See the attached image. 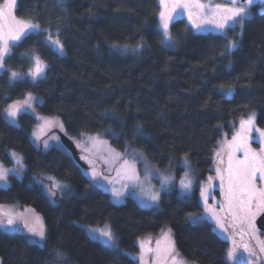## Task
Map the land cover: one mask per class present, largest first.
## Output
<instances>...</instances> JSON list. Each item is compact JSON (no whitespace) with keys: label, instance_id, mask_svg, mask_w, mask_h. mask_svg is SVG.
<instances>
[{"label":"trees","instance_id":"obj_1","mask_svg":"<svg viewBox=\"0 0 264 264\" xmlns=\"http://www.w3.org/2000/svg\"><path fill=\"white\" fill-rule=\"evenodd\" d=\"M158 1L65 0L63 8L55 0L16 1L15 15L46 31L14 44L0 74V162L12 165L9 152L15 151L26 167L23 178L11 176L10 185L0 188V204L19 203L41 214L48 238L39 248L26 245L21 233L0 229V264H138L90 240L76 221L109 223L128 251H137L139 240L168 226L176 251L186 259L227 264L228 243L212 224L185 219L202 210L196 194L188 200L172 193L158 209L131 199L115 204L108 193L89 185L67 149L41 150L32 143L30 114H19L18 126L2 117L8 103L31 93L41 98L39 111L60 117L71 136L102 133L115 149L140 148L161 167L187 156L199 179L213 174V150L223 135H233L239 119L255 113L256 125L264 130V12L254 10L239 48L221 56L225 36L193 33L182 19L170 25L175 45L162 47L156 31ZM57 29L64 55L43 44L48 31L56 37ZM238 37L233 29L227 31V40ZM141 38L146 45L136 56L110 48L114 43L135 46ZM35 55L48 65L44 77L10 85L8 72L26 73ZM232 84L234 94L222 97L219 86ZM47 177L70 184L72 197L58 195L51 203L36 182L49 183ZM56 249L64 260H55Z\"/></svg>","mask_w":264,"mask_h":264},{"label":"snow or ice","instance_id":"obj_2","mask_svg":"<svg viewBox=\"0 0 264 264\" xmlns=\"http://www.w3.org/2000/svg\"><path fill=\"white\" fill-rule=\"evenodd\" d=\"M261 4H264V0H259ZM254 3V0H229L226 5L217 4L214 7H209L200 2V0H159V22L157 25V39L159 44L164 48H169L175 45L176 38L171 34L170 25L172 22L181 15H186L188 25L192 30L201 32L206 30V26H211L214 30L224 35L226 31L235 27H240L241 32L237 39L227 40L223 50L220 52L221 56H230L236 49L239 48L238 39L243 36V28L246 21L250 17L248 11L249 7ZM57 7L63 8L65 6V0H55ZM16 5V0H6L4 5H0V72L5 71V60L9 55L11 47L14 44L21 42L23 39L28 38L32 34H41L43 30L37 23H30L22 19H17L13 14V9ZM182 10V12H181ZM56 39H53V34L48 31L43 44L45 47L53 49L57 54H64V45L59 39V29L56 32ZM144 47L143 38L138 42L135 47L131 49L132 52L142 51ZM112 48L120 53H126L128 45H119L114 43ZM32 61V67L25 74L17 72H11L9 76V84H13L17 81L29 79L32 82H37L44 77L47 65L38 57L30 56ZM231 63V62H230ZM220 95L222 97H230L235 92V84L224 88L223 85L219 86ZM35 98L31 93H28L22 102L16 101L9 104L6 111L5 120L12 125L16 124L18 115L22 112L33 110L34 111ZM39 119V118H38ZM59 124L61 130H63V124L55 119H45L43 121L44 127H54ZM255 113L250 114L247 119H241L240 130L232 137V140L228 143V163L227 168L221 171L217 168V178L221 181V192L227 201V207L229 214L232 216L234 225H238L243 228L245 225L253 231V238L256 240V244L260 253H264V241L260 240L255 235V225L253 221L255 217L264 212V130L255 128ZM139 131V127L137 129ZM253 131L257 132L260 137V149L259 151L251 147L250 141L252 140ZM39 140V135L36 136ZM52 139L58 140V137L53 136ZM92 141H97L98 138L90 137ZM102 144H106L104 141H100ZM79 147V144L77 145ZM44 147H49L48 141H44ZM109 154L118 161L123 163L120 166L118 174L121 172L124 175L125 183L121 188L113 187L111 189V195L115 202H120L124 196L125 191L122 189H128L130 187L141 186L143 191L142 181L140 174L137 171L138 161H143V153L133 152L132 159H127L128 153L123 155L116 153L112 149H108ZM242 152L243 158L237 157L236 153ZM219 155V153H218ZM15 159L17 167L11 169H5L0 167V182L7 185L9 175L19 177L24 171V165L22 158L15 153L12 154ZM86 159V157H81ZM90 164L91 161H88ZM171 163V161H170ZM223 163V160L220 161ZM183 164H187V158H183ZM149 170L146 168V174ZM82 176L88 179V183L92 187H98L99 180L102 178L96 171L95 167L91 170H82ZM257 178H259L260 186H257ZM49 181L47 186H43V194L51 202L55 203V198L59 195L61 199L65 196L71 198L73 190L70 184L61 183L56 181L53 177L46 178ZM160 188L154 189L147 196L148 203L143 204L145 207H158L161 201L162 194L170 193L175 189L172 180L168 176H158ZM211 180V178H209ZM43 185V180L38 181ZM109 183H112L109 181ZM194 181L189 178L187 168L185 169L184 176L179 181V193L182 198L191 199L194 193ZM200 198L204 203L205 213H210L211 218L216 221V227L224 230L223 225L218 216L208 206L209 192L204 186L200 187ZM30 210H25L28 212ZM7 215V221L0 220V228L5 232L15 231V225L17 219L22 223L23 230L26 233L25 243L26 245L36 246L39 248L45 247L47 241V229L43 224L42 219L39 216L26 215L25 213H19L14 218L11 214ZM185 219L192 224H195L200 217L188 213ZM88 238L94 242L101 244L102 246L119 250L116 237L111 229L110 225H105L101 228H88ZM170 230L165 234L164 247L161 248V241H157L156 249H146L144 242L139 244L140 264H147L146 254L150 251H155L156 256L153 260V264H163L167 259H171V264H186V261L179 258V254L175 251V244L170 238ZM243 249L249 254L254 256L255 252L249 247L247 243L243 244ZM126 255H130L125 253ZM54 257L56 261H62L65 259L64 253L59 249L54 251ZM135 260V257L132 258ZM234 261L235 264H245L242 257H239L235 248L229 249L226 253V262ZM250 264V262H249Z\"/></svg>","mask_w":264,"mask_h":264},{"label":"rangeland","instance_id":"obj_3","mask_svg":"<svg viewBox=\"0 0 264 264\" xmlns=\"http://www.w3.org/2000/svg\"><path fill=\"white\" fill-rule=\"evenodd\" d=\"M200 2L211 8L217 4L226 5L229 3V0H200ZM5 3H6V0H3V3L1 5H4ZM158 4H159V1H158ZM14 10H15V7L13 9V14L15 15ZM254 10H256L260 13L264 12V4H261L259 2V0H254V3L248 9V11L250 13V17L253 15ZM181 12H182V10H181ZM17 19H20V18L17 17ZM178 19L184 20L185 23L188 25V20H187L186 15H181V16L177 17L175 20H178ZM22 20H24V19H22ZM25 21L30 22V23H35V22L29 21V20H25ZM158 22H159V15H158ZM233 30L239 36V33L241 32L240 27L237 26V27L233 28ZM191 31L193 33H196V34L212 33V34L221 35L219 32L214 30L211 26H206V30L201 31V32H196L194 30H191ZM221 36L227 37V31L224 35H221ZM56 38L57 37H53V39H56ZM232 39H234V38H228V40H232ZM119 45L123 46L125 44H119ZM126 45H128L129 50L124 54H120V53L116 52L112 48V45H110V48H111V50L115 51L116 53H118L121 56H127V55L136 56L138 52H132L131 51V49L135 46H132L129 44H126ZM144 45H146V44H144ZM10 52H11V50H10ZM35 56H37V55H35ZM44 63L47 65L46 62H44ZM47 67H48V65H47ZM3 72L4 71L0 72V74ZM11 72H17V71H9L8 77L10 76ZM17 73H20V72H17ZM20 74H25V73H20ZM32 96L35 98L34 111L28 110V111H25L22 113L30 114L35 120V124H34L32 130L30 132V139H31L32 143L37 148H39L41 150H48L51 148L65 149V145L62 141V136H68L70 138V140L73 142V144H74V146L78 152L79 160L81 161V163L83 165L82 170H89L90 171L92 167H95L97 173L102 177L99 180L100 186H98V187L101 188L106 193H108V195L110 196V199L113 203L122 204V203L126 202L128 199H131L135 203H137L140 207L149 208V209L160 208L161 203H162V199L168 198L169 195L172 193H175L177 196L181 197L180 193H179V181L184 176L185 169L187 168L188 173H189V178H191L194 181L195 191L192 194L191 198L196 194L197 199L199 200L200 206L202 208L201 212L199 214H195V215L199 216L200 219L208 220L212 224L213 229L218 234V236H220L223 240L227 241L228 250L235 248L238 256L243 258L245 264H249V262H250V264H264V253H260L259 248L256 244V240L253 238V231L251 229H249L247 225H245L243 228L239 227L238 225H234L232 216L229 214V211H228L227 201L225 200L224 195L221 192V181H220V179L217 178V168H220L222 172L224 169L227 168L228 151H229L227 145L232 140V137L240 130L241 119H247V117H245V118L243 117L236 122L233 135L230 138H228L226 135L222 136V138L220 139V141L217 144V147L213 150V167H212L213 174L208 175L203 180L199 179L194 165L192 164V162L190 161V159L187 156H181L179 158H174L171 160V163L169 162L166 166L161 167V166L157 165L148 156V154L144 150H142L140 148L130 149L129 151H127V153H128V156L126 157L127 159H132L131 154L133 152L143 153V156H144V160L138 161V163H137V171L140 174V179L142 181L143 191H141V186L130 187L128 189H122L125 191V196L120 202L117 203L112 198L111 189L113 187L121 188L122 184H124L126 182L123 173L121 172L120 174H118V171L120 170V166L123 162L115 160L109 154L108 149H112L116 153H120L121 155H123L125 152H121V151L115 149L114 147H112L111 144L109 143V141L103 136L102 133H82L79 136H71V135L67 134V132L65 130V126H64L61 118L58 116L45 115V114L41 113L38 109V104L41 103V98L34 95V94H32ZM24 98L13 100L12 102L8 103V105L12 104L16 101L22 102L24 100ZM8 105L2 111V117L4 119L6 116L5 110L7 109ZM45 119H55V120L60 121L63 124V130H61L59 124L55 125L54 127H44L43 121ZM18 125H19V120L17 117L15 126H18ZM255 128H259V129L263 130L262 128H260L256 125V122L254 125V129ZM37 135H39V137H40L39 140L36 139ZM53 136L58 137L59 139L54 140V139H52ZM90 137H96V138H98V140L94 142V141L89 139ZM252 137L253 138L250 141L251 147L253 149L259 151L260 146H261L259 134L255 131H253ZM45 140H47L48 144H49V147H47V148L44 147V141ZM100 141H104V142H106V144H102V143H100ZM78 144H79V147L77 146ZM13 153H15L17 156L22 158V155L20 153L15 152V151H10L9 155H10V158L12 160V165L7 166V165L3 164L2 162H0V167H3L5 169H11V168L17 167V165L15 163V159L12 156ZM218 153H219V155H218ZM236 156L243 158V153L237 152ZM81 157H86V159H81ZM185 157L187 158V164L186 165L183 164V158H185ZM221 160H223V163H220ZM22 161H23V158H22ZM88 161H91L92 163L90 164ZM23 165H24V162H23ZM146 168L149 170L147 172V174H146ZM25 169H26V167L24 165V171L19 175V177H16V176H14V177H16L18 179L23 178V176L25 175ZM160 175L170 177L176 190H174L170 193L162 194L161 201H160V204L158 207H145V206H143V204L148 203L147 196L150 194V192L154 189L158 190L160 188V183H159V179H158V176H160ZM11 176L12 175H9L7 185L3 184V182H0V188H6L10 185V177ZM209 178H211V180H209ZM38 181H40V180H36L37 183H38ZM56 181H58V180H56ZM109 181H111L112 183H109ZM256 183H257V186H260L259 178H257ZM48 184L49 183H47V182H43L42 188H43V186H47ZM201 186H204L208 189V192H209L208 206L213 210V212L220 219V221L223 225V228H224L223 231L216 227V221L211 218V214L205 213L204 203L201 200L200 195H199ZM25 210H30V211L25 212ZM19 213H25L26 215H30V216L31 215L39 216L42 219L43 224L45 226L44 219H43L42 215L37 213L36 211H34L29 206H25V205H22L19 203L0 204V220H4L5 223H6L8 217H7V215H4V214H11L15 218L17 216V214H19ZM261 213H259L255 217V220L257 219V217ZM255 220L253 221L254 225H255ZM76 223L79 224L85 230L87 235H88V232H87L88 228H101L102 229L106 224L110 225L109 223H105L103 225H89V224L81 223L78 221H76ZM0 229H2V228H0ZM15 229H16L15 231H11V232L21 233L26 238V233L23 230V225L18 219H17L16 225H15ZM169 230L171 233L170 238L174 242L172 231L168 226H166L159 234L153 235V236L149 235V236L139 240L138 244H137V246H138L137 251H128V250L123 249L119 245L117 236L113 232L115 237H116L119 250L117 251V250H114L112 248L111 249L114 250L115 252H119V253L124 254V255H126L125 253L130 254V255H126V256H128L130 258L135 257V261H137V263L140 264V261H139V253H140L139 244H140V242L141 241L144 242L146 249H153L154 250L157 247V241L160 240L161 241V248L163 249L164 237H165V234L169 232ZM255 235H257L260 240L264 241V233H262V231H259L257 229L256 225H255ZM245 243H247L249 245V247L255 252L254 256H249V254L244 251L243 244H245ZM175 251H176V249H175ZM176 253L179 254V258L186 261V264H197L191 260L186 259L179 252L176 251ZM155 256H156L155 251L147 252V254H146L147 264H153V260H154ZM163 264H171V259L169 258V259L165 260L163 262ZM227 264H235V262L234 261H227Z\"/></svg>","mask_w":264,"mask_h":264},{"label":"water","instance_id":"obj_4","mask_svg":"<svg viewBox=\"0 0 264 264\" xmlns=\"http://www.w3.org/2000/svg\"><path fill=\"white\" fill-rule=\"evenodd\" d=\"M62 141L65 145V148L72 154V156L74 157L75 161L77 163H79L81 166L82 163L81 161L79 160V157H78V152L73 144V142L70 140V138L68 136H62ZM255 225L257 227V229L259 231H262L264 232V212H262L258 217L257 219L255 220Z\"/></svg>","mask_w":264,"mask_h":264},{"label":"flooded vegetation","instance_id":"obj_5","mask_svg":"<svg viewBox=\"0 0 264 264\" xmlns=\"http://www.w3.org/2000/svg\"><path fill=\"white\" fill-rule=\"evenodd\" d=\"M262 233H264V232H262Z\"/></svg>","mask_w":264,"mask_h":264}]
</instances>
